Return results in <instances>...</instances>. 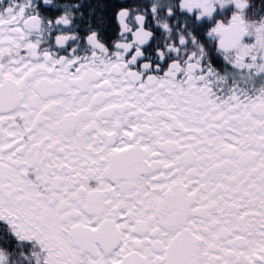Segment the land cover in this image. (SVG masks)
Returning <instances> with one entry per match:
<instances>
[{"label": "snow or ice", "instance_id": "snow-or-ice-1", "mask_svg": "<svg viewBox=\"0 0 264 264\" xmlns=\"http://www.w3.org/2000/svg\"><path fill=\"white\" fill-rule=\"evenodd\" d=\"M0 264H264V0H0Z\"/></svg>", "mask_w": 264, "mask_h": 264}]
</instances>
